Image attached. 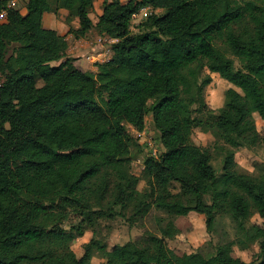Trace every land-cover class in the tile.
<instances>
[{"label": "trees", "instance_id": "trees-1", "mask_svg": "<svg viewBox=\"0 0 264 264\" xmlns=\"http://www.w3.org/2000/svg\"><path fill=\"white\" fill-rule=\"evenodd\" d=\"M94 4L28 0L26 14L10 8L0 23V264H91L95 251L100 264H264V224L250 223L264 212V169L251 174L236 161L240 147L264 145L254 117L264 119V0H105L97 23ZM144 6L162 11L133 32ZM60 9L79 18L77 37L96 29L118 39L95 72L79 68L66 36L43 25ZM207 69L233 85L218 111L204 97ZM148 113L165 152L146 158L138 176L128 125L142 130ZM196 127L214 136L211 147L194 142ZM154 208L160 235L146 231L113 252L93 238L82 257L72 248L102 219L133 225ZM191 211L206 216L209 232L227 217L235 237L209 257L177 254L167 239L179 233L175 217ZM72 215L80 219L68 228ZM256 237L255 259L233 256Z\"/></svg>", "mask_w": 264, "mask_h": 264}, {"label": "rangeland", "instance_id": "rangeland-1", "mask_svg": "<svg viewBox=\"0 0 264 264\" xmlns=\"http://www.w3.org/2000/svg\"><path fill=\"white\" fill-rule=\"evenodd\" d=\"M22 5L23 1L20 0L18 7L20 10L23 7ZM102 7L103 4L100 1L95 2L94 8L91 11L92 18L94 20L98 19L99 12ZM140 11L141 9L139 12ZM151 11V14H153L161 13L162 10L152 9ZM151 14L148 12V14L145 15L144 11L140 12V15L132 20L131 30L133 32H137L140 28V25L144 23ZM93 36H95V34ZM93 36H91V38ZM101 38L96 35L94 42L101 43ZM105 44L110 46V43ZM229 55L235 59L236 66L240 67L241 65L238 59L232 54ZM87 57L91 59L90 55ZM206 73L211 75L212 81L205 88L204 97L208 107L214 111H218L224 104L225 91L233 85L223 78L218 72H211L207 69ZM41 83L42 81H39V85ZM151 103L152 102H150V104ZM254 117L259 132L264 134V119L257 111H254ZM128 128L132 137V170L138 176H141L146 158L150 156L160 157L165 152V147L160 141L159 134L154 126V121L150 113H148L146 116L145 126L142 130L137 129L132 125H128ZM149 140H152V145L148 144ZM193 140L196 144L202 147H211L215 141V138L210 132H206L202 128L196 127L193 131ZM214 157L213 163L217 171L220 173L222 170V158L217 155H214ZM236 161L242 171L251 174H260L264 169V145L258 144L254 147H240L236 153ZM145 187L146 182L143 180L140 181L138 188L143 190ZM175 191H179L178 186ZM161 216L162 213L154 208L148 216L133 225L120 216L112 220L102 219L100 220V223L95 231L92 229H87L82 236L76 238L72 242V248L79 257H82L85 252L86 244L89 243L93 238H96L99 241L107 244V252H113L118 246L125 244L128 241L139 239L146 233V231H152L160 235L158 229V217ZM79 219L80 218H76L72 215L65 223V226L69 228L72 224L79 221ZM174 221L175 225L179 229V233L173 238H168L167 244L171 249L174 250V252L179 255L200 251L209 257L215 253L217 244L226 242L229 239L235 237L233 224L225 216L218 217L214 232L208 231L206 216L195 211H191L189 214L184 216H177L175 217ZM250 223L263 225L264 212L259 211L254 213V215L251 217ZM261 240L262 238L256 237L252 246L245 250L235 246L233 256L240 257L245 261H251L255 259L260 250L259 244ZM104 260L103 253L95 251L90 263L100 264Z\"/></svg>", "mask_w": 264, "mask_h": 264}, {"label": "crops", "instance_id": "crops-1", "mask_svg": "<svg viewBox=\"0 0 264 264\" xmlns=\"http://www.w3.org/2000/svg\"><path fill=\"white\" fill-rule=\"evenodd\" d=\"M23 1V7L21 8V12L23 14L27 13V2L28 0ZM100 1L104 4L105 0H95ZM111 1V0H107ZM123 2H127L128 0H122ZM103 12V7L99 12V16ZM69 11L67 9H60L59 12H46L43 16V25L46 28L55 29L61 35L66 36V40L68 41L69 48L67 50V55L69 57L75 58V64L84 71L95 72L97 70L96 62H102L109 60L113 54V44L117 42L116 39H112L110 42V46L103 43L94 42L96 39V35L100 38L101 34L96 29L91 30L86 36L77 38L73 32L74 29H78L80 27V22L78 17H74L72 20H68ZM92 18V12L90 13ZM99 18V17H98ZM93 19V18H92ZM94 23L98 22L94 20ZM95 34V36H93ZM91 36H93L91 38ZM90 55L91 59L87 56ZM107 56V57H106ZM106 57V58H105ZM93 58V60H92ZM92 60V61H91Z\"/></svg>", "mask_w": 264, "mask_h": 264}, {"label": "built area", "instance_id": "built-area-1", "mask_svg": "<svg viewBox=\"0 0 264 264\" xmlns=\"http://www.w3.org/2000/svg\"><path fill=\"white\" fill-rule=\"evenodd\" d=\"M19 2H20V0H0V23H3L5 21H7L8 9H10V8L19 9L18 8L19 7ZM140 9H141L140 12L144 11V14L147 15L148 12H150V14H151L152 13L151 10L154 9V8L151 7V6H144V7L140 8ZM140 12L137 11L136 13H134L133 16H132V20L137 18L138 15H140ZM112 39H116L118 41L117 38H113V37L105 34V35L102 36L100 42L101 43L103 42V44H105V43L110 42ZM152 143H153L152 140H149L148 144L152 145ZM151 157H153V156H151ZM155 158H159V157H155ZM144 167H145V165H144Z\"/></svg>", "mask_w": 264, "mask_h": 264}]
</instances>
